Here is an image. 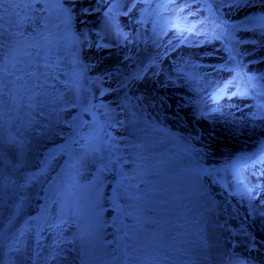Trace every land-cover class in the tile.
<instances>
[{
    "label": "rangeland",
    "instance_id": "obj_1",
    "mask_svg": "<svg viewBox=\"0 0 264 264\" xmlns=\"http://www.w3.org/2000/svg\"><path fill=\"white\" fill-rule=\"evenodd\" d=\"M64 7L74 12L73 30L87 33L76 49L74 94L107 106L108 117L100 107L95 115L112 120L111 135L147 144L170 171L151 177L158 195L132 207L111 202L109 176L98 207L81 205L47 228L37 218L42 188L68 160L63 140L25 136L18 160L5 144L0 171L17 186L0 202V264H264V0ZM9 134L5 125V141ZM42 169L30 188L19 187Z\"/></svg>",
    "mask_w": 264,
    "mask_h": 264
},
{
    "label": "snow or ice",
    "instance_id": "obj_2",
    "mask_svg": "<svg viewBox=\"0 0 264 264\" xmlns=\"http://www.w3.org/2000/svg\"><path fill=\"white\" fill-rule=\"evenodd\" d=\"M131 2L135 7V0ZM99 11V7L81 9L85 15ZM131 11L129 8L123 14ZM74 18L73 10L64 7V0H0V148L6 144L18 160L25 136L51 138L53 142L60 138L63 144L58 150L68 156L58 180H46L47 187L42 188L44 202L37 218H42L47 228H60L67 223L65 217L81 205L89 210L98 207L102 186L109 176L115 180L114 186L107 185L113 190L111 202L119 207L117 202L124 200L132 207L158 195L151 177H163L170 171L147 144L125 142L123 137L111 135L112 120L101 121L95 115L100 107L108 117L107 106L84 102L78 93L74 94V69L80 63L76 49L83 43L81 37H87V33L73 30ZM123 41H128L127 34ZM95 47L113 45L96 43ZM66 63L73 67L71 75L64 67ZM105 94L106 90L101 92V96ZM85 114L91 120L85 119ZM5 125L10 130L6 141ZM115 126L124 127V121L116 120ZM66 129L70 130L67 136ZM6 155L0 151V166ZM43 172L29 175L19 187L30 188ZM205 174L209 175L210 170ZM16 186L15 179L0 171V202L5 189Z\"/></svg>",
    "mask_w": 264,
    "mask_h": 264
},
{
    "label": "bare ground",
    "instance_id": "obj_3",
    "mask_svg": "<svg viewBox=\"0 0 264 264\" xmlns=\"http://www.w3.org/2000/svg\"><path fill=\"white\" fill-rule=\"evenodd\" d=\"M86 53L89 54V52H87V50H86Z\"/></svg>",
    "mask_w": 264,
    "mask_h": 264
}]
</instances>
